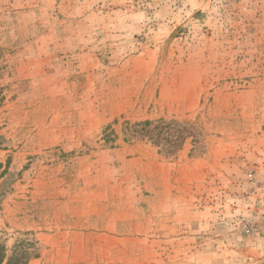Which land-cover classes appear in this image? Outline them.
<instances>
[{"label": "rangeland", "instance_id": "374dc122", "mask_svg": "<svg viewBox=\"0 0 264 264\" xmlns=\"http://www.w3.org/2000/svg\"><path fill=\"white\" fill-rule=\"evenodd\" d=\"M0 251L264 264V0H0Z\"/></svg>", "mask_w": 264, "mask_h": 264}, {"label": "trees", "instance_id": "16d2710c", "mask_svg": "<svg viewBox=\"0 0 264 264\" xmlns=\"http://www.w3.org/2000/svg\"><path fill=\"white\" fill-rule=\"evenodd\" d=\"M153 125L154 123L150 121H146L136 126L142 127L143 130H146L147 134H150L149 141L155 144L156 147L161 148L164 151H167L168 153H172L174 151L173 149H170L171 148L170 146H172V144L176 145L181 141L182 143H184L189 137H192L191 133H188L186 136L183 137V131L177 129V126H180V123L178 122L167 123L166 121L161 120L157 122V125L152 130H150V128L153 127ZM155 132H157V135H155L154 137L153 134ZM163 134H166L167 137L161 139L160 141V137ZM174 139H176V141L173 142ZM5 259H6L5 255L0 251V264H3L5 262ZM19 263H21V258L18 256V254H15L8 260L7 264H19Z\"/></svg>", "mask_w": 264, "mask_h": 264}]
</instances>
